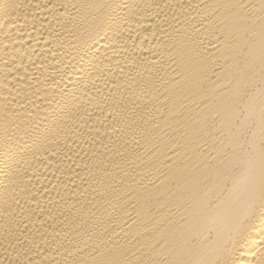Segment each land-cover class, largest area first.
Returning <instances> with one entry per match:
<instances>
[{
    "label": "bare ground",
    "instance_id": "1",
    "mask_svg": "<svg viewBox=\"0 0 264 264\" xmlns=\"http://www.w3.org/2000/svg\"><path fill=\"white\" fill-rule=\"evenodd\" d=\"M0 264H264V0H0Z\"/></svg>",
    "mask_w": 264,
    "mask_h": 264
}]
</instances>
